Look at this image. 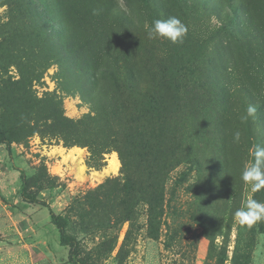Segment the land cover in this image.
<instances>
[{"label": "rangeland", "instance_id": "rangeland-1", "mask_svg": "<svg viewBox=\"0 0 264 264\" xmlns=\"http://www.w3.org/2000/svg\"><path fill=\"white\" fill-rule=\"evenodd\" d=\"M170 16L183 42L149 38ZM93 60L124 90L93 83ZM52 98L73 126L51 120ZM140 122L164 133L153 156ZM0 132L11 140L0 142V264H264V220L234 219L248 198L264 202L241 179L264 144V0H0ZM152 166L164 180L156 221ZM50 209L75 239L71 258Z\"/></svg>", "mask_w": 264, "mask_h": 264}, {"label": "trees", "instance_id": "trees-1", "mask_svg": "<svg viewBox=\"0 0 264 264\" xmlns=\"http://www.w3.org/2000/svg\"><path fill=\"white\" fill-rule=\"evenodd\" d=\"M31 2L33 3L34 1H31ZM34 4H36V3H34ZM47 7H48V3L46 5V7L43 9L44 12H46V13H47V11H46ZM230 9L232 10V11H230L231 12L230 18L234 21L237 20L238 16H239L238 11L244 12V10H245L243 1L239 2L238 4H231ZM35 10L37 13H39L41 8L38 7ZM41 21L43 22L45 20L41 19ZM72 49L75 52L77 47L73 45ZM64 58H69V57L64 56ZM70 58H71V60L74 61L73 57H70ZM114 60H117V59L114 58ZM84 71L89 74V77L92 79L93 83H95V84L97 83V81L101 75V78L106 79L109 82H112L113 85L115 86V88L118 87L119 89L124 90L125 86L120 85V83H119L120 79H122V77L120 76V73H118V71H115V69L110 68L108 65L106 66V65L102 64L98 67L97 62L94 61V63H92L91 67L86 65V67L84 68ZM125 78L128 82L130 81V82L137 84L139 82L140 75L135 74L132 71L131 72L126 71ZM117 106H116V108H117ZM114 107H115V105H114ZM154 113L157 114V109H155V112L150 110V115L154 116ZM155 116H157V115H155ZM49 117L55 123V125H57L59 127H63V128H68L70 126H73V124L75 123L74 121L70 120L67 116L64 115L63 109L61 108L59 101L55 100L54 98L51 99ZM155 119L158 120V118H156V117H155ZM124 123H125L124 121L120 122L121 125H123ZM154 123H156V122H154ZM133 128L135 131L134 135H140L141 134V136L143 137V138L139 139V142L137 143L138 146L140 147L139 149L143 150L142 155H144L145 157L153 156L157 152V148L160 146L161 138L164 135L161 127H158V126L148 127L144 122H140L139 124L137 123L136 125H134ZM148 129H151V133L149 132ZM142 131H144V133H141ZM144 138L148 142L143 141L142 139H144ZM0 142H3L7 146H9L11 143V140L4 133L0 132ZM161 172H162L161 169H158V167H156V166H152L149 170V173H148V179L149 180L153 179L152 186L149 182H147L148 187L151 186V192H150L149 197H148L149 221H150V218L153 219V221H156L157 218L159 216H161V214L163 212V209L159 210V209H156L155 207H152V202H157V201L161 200V196L163 195L162 190H163V181L164 180H163L162 176L160 177ZM21 176L24 180V174L22 172H21ZM22 192H23V195H22L23 198H25V199L27 198L26 199L27 201L40 203V201H38L36 198H34V197L29 198L28 196H26V194L24 193V190H22ZM49 214H50L51 222L54 225H56V227L59 230L60 244L69 247V257L71 258L72 250L76 249V242H75L74 237L70 236L69 234H67L65 232V226H66L67 222L63 216H61L59 214H55L51 209L49 210Z\"/></svg>", "mask_w": 264, "mask_h": 264}, {"label": "clouds", "instance_id": "clouds-1", "mask_svg": "<svg viewBox=\"0 0 264 264\" xmlns=\"http://www.w3.org/2000/svg\"><path fill=\"white\" fill-rule=\"evenodd\" d=\"M188 28L182 20L176 16H170L167 19H156L153 22L148 35L149 38L162 37L172 43H182L187 35ZM256 108L249 105L246 115L242 119L247 120L253 117ZM241 133L236 131L234 139L240 140ZM253 160L246 164L241 172V179L250 185L253 193L264 189V144H257L252 152ZM234 219L241 226L252 227L254 224L264 220V202H260L254 198H248L243 206L234 212Z\"/></svg>", "mask_w": 264, "mask_h": 264}, {"label": "bare ground", "instance_id": "bare-ground-1", "mask_svg": "<svg viewBox=\"0 0 264 264\" xmlns=\"http://www.w3.org/2000/svg\"><path fill=\"white\" fill-rule=\"evenodd\" d=\"M118 165H119V163H118V160H117L116 157L113 156V157H111V158L108 159V165H107L108 167L107 168L109 170H112V171L117 170Z\"/></svg>", "mask_w": 264, "mask_h": 264}, {"label": "crops", "instance_id": "crops-1", "mask_svg": "<svg viewBox=\"0 0 264 264\" xmlns=\"http://www.w3.org/2000/svg\"><path fill=\"white\" fill-rule=\"evenodd\" d=\"M46 246V245H45ZM47 247V246H46Z\"/></svg>", "mask_w": 264, "mask_h": 264}]
</instances>
